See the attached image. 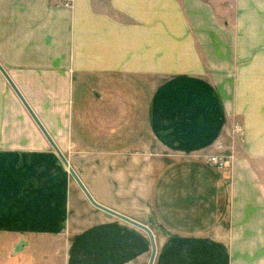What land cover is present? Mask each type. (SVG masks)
I'll return each instance as SVG.
<instances>
[{
    "label": "crops",
    "instance_id": "crops-1",
    "mask_svg": "<svg viewBox=\"0 0 264 264\" xmlns=\"http://www.w3.org/2000/svg\"><path fill=\"white\" fill-rule=\"evenodd\" d=\"M60 1L0 0V64L93 199L152 264H264V0ZM150 253L0 71V264Z\"/></svg>",
    "mask_w": 264,
    "mask_h": 264
},
{
    "label": "water",
    "instance_id": "water-1",
    "mask_svg": "<svg viewBox=\"0 0 264 264\" xmlns=\"http://www.w3.org/2000/svg\"><path fill=\"white\" fill-rule=\"evenodd\" d=\"M0 71L1 73L4 75V77L7 79L8 83L11 85V87L13 88V90L15 91V93L17 94V96L19 97V99L21 100V102L23 103V105L25 106V108L27 109V111L29 112V114L31 115V117L33 118V120L35 121V123L37 124V126L39 127V129L41 130V132L43 133V135L45 136V138L47 139V141L49 142V144L51 145V147L53 148V150L56 152V154L58 155V157L60 158V160L62 161V163L67 167L69 173L71 174V176L73 177V179L76 181V183L79 185V187L81 188V190L83 191V193L85 194V196L88 198V200L97 208L103 210L106 215L108 216H116L130 224H133L141 229H143L150 240V245H151V253H150V257L148 260L147 264H152L153 263V259L155 256V251H156V245H155V239H154V235L152 233V231L150 230V228L148 226H146L145 224L138 222L134 219L129 218L128 216H125L119 212H116L106 206H103L99 203H97L93 197L90 195V193L88 192V190L85 188V186L83 185V183L81 182V180L79 179V177L77 176V174L75 173V171L73 170V168L69 165L68 160L66 159V157L63 155V153L60 151V149L58 148V146L56 145V143L54 142V140L51 138V136L49 135V133L46 131V129L43 127V125L41 124V122L39 121V119L37 118V116L34 114V112L32 111V109L29 107L28 103L26 102V100L23 98V96L21 95V93L18 91V89L16 88V86L14 85V83L12 82V80L10 79V77L8 76V74L6 73V71L4 70V68L1 66L0 64Z\"/></svg>",
    "mask_w": 264,
    "mask_h": 264
},
{
    "label": "built area",
    "instance_id": "built-area-1",
    "mask_svg": "<svg viewBox=\"0 0 264 264\" xmlns=\"http://www.w3.org/2000/svg\"><path fill=\"white\" fill-rule=\"evenodd\" d=\"M58 6L69 8L71 6V0H61L60 3H58ZM242 130H243L242 126L236 124L234 126L233 133L241 135ZM205 158L209 164L217 168H221L225 166L227 163L226 159L223 156H219V155H207ZM227 158H229V156Z\"/></svg>",
    "mask_w": 264,
    "mask_h": 264
},
{
    "label": "rangeland",
    "instance_id": "rangeland-1",
    "mask_svg": "<svg viewBox=\"0 0 264 264\" xmlns=\"http://www.w3.org/2000/svg\"><path fill=\"white\" fill-rule=\"evenodd\" d=\"M89 123L93 124V126L99 122V120H88ZM76 123V122H75ZM78 123V122H77ZM99 124V123H98ZM95 141H88L87 143L90 145H93ZM151 151L153 154H159L160 153V148L158 147V145L153 141L151 143ZM148 263V262H147ZM123 264V262L121 263Z\"/></svg>",
    "mask_w": 264,
    "mask_h": 264
}]
</instances>
